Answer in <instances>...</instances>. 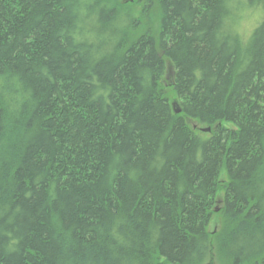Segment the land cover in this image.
Here are the masks:
<instances>
[{
    "label": "trees",
    "instance_id": "trees-1",
    "mask_svg": "<svg viewBox=\"0 0 264 264\" xmlns=\"http://www.w3.org/2000/svg\"><path fill=\"white\" fill-rule=\"evenodd\" d=\"M134 1L0 0V264H264V0Z\"/></svg>",
    "mask_w": 264,
    "mask_h": 264
},
{
    "label": "rangeland",
    "instance_id": "rangeland-1",
    "mask_svg": "<svg viewBox=\"0 0 264 264\" xmlns=\"http://www.w3.org/2000/svg\"><path fill=\"white\" fill-rule=\"evenodd\" d=\"M253 3H257L259 0H252ZM122 4H126V6L129 7L132 6L133 4H136L134 0H121ZM142 2V1H141ZM142 4V3H141ZM250 0H244L243 1V5L241 6V12L238 14V16H241V20H242V29L245 31H249L251 29V26H253L256 22V19L262 16L261 12L259 13V15L257 13H252V7ZM141 10H142V5H140L139 3L137 5L134 6V13L133 15L135 16H141ZM122 19H123V9H122ZM194 125V124H193ZM194 127H198V125H194ZM204 132V131H202ZM220 201L221 199L217 200V206L215 207L218 211V209L220 208ZM214 221H216V224L218 222V219H214ZM212 229V227H211ZM214 262V259L212 260V263ZM205 264H210V260H208ZM214 264H217V262L215 261Z\"/></svg>",
    "mask_w": 264,
    "mask_h": 264
},
{
    "label": "clouds",
    "instance_id": "clouds-1",
    "mask_svg": "<svg viewBox=\"0 0 264 264\" xmlns=\"http://www.w3.org/2000/svg\"><path fill=\"white\" fill-rule=\"evenodd\" d=\"M251 36V33H249V37Z\"/></svg>",
    "mask_w": 264,
    "mask_h": 264
},
{
    "label": "water",
    "instance_id": "water-1",
    "mask_svg": "<svg viewBox=\"0 0 264 264\" xmlns=\"http://www.w3.org/2000/svg\"><path fill=\"white\" fill-rule=\"evenodd\" d=\"M217 211V210H216Z\"/></svg>",
    "mask_w": 264,
    "mask_h": 264
}]
</instances>
